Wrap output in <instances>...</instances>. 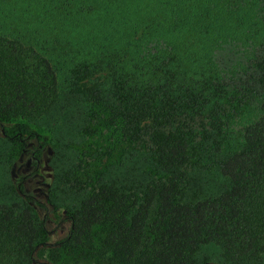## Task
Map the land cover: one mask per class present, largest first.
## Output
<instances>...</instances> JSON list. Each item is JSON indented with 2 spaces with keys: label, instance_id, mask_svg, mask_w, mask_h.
<instances>
[{
  "label": "trees",
  "instance_id": "16d2710c",
  "mask_svg": "<svg viewBox=\"0 0 264 264\" xmlns=\"http://www.w3.org/2000/svg\"><path fill=\"white\" fill-rule=\"evenodd\" d=\"M48 4L43 16L71 26L78 46L61 29L28 37L0 20V135L33 167L16 185L22 199L0 202V264H210L199 258L208 244L221 264H264V0ZM241 100L258 116L216 159L228 185L192 196L195 141L221 151L215 137ZM66 104L147 160L145 171L90 188L76 178L73 206L57 204L51 187L41 201L27 186L53 139L40 122ZM49 205L70 227L40 260L49 215L36 209Z\"/></svg>",
  "mask_w": 264,
  "mask_h": 264
},
{
  "label": "rangeland",
  "instance_id": "374dc122",
  "mask_svg": "<svg viewBox=\"0 0 264 264\" xmlns=\"http://www.w3.org/2000/svg\"><path fill=\"white\" fill-rule=\"evenodd\" d=\"M48 1L0 0V20L7 19L9 23L21 26L28 37L32 32H56L61 29L59 35L63 36L62 39L68 38L64 40L66 44L77 45L74 38L69 39L71 34L77 35L71 26H63L60 19H46L43 16L46 7H49ZM239 103L234 110L229 111V116L223 117L227 125L215 137L221 151L215 150L216 145L203 150V141H195L196 155L190 167L192 196L215 194L228 185L226 178L219 172L216 159L238 146L239 128L258 116L255 104L243 100ZM80 113L79 105L66 104L57 115L40 122L42 128L53 132V139L38 169L40 175L30 179L27 186L43 202V193L51 187L50 196L57 204L62 207L73 206L82 195L75 188L76 178L83 184L79 186L90 188L102 179L116 178L126 171L143 172L148 165L147 160L134 157L117 140L108 138L109 134L103 133V126L86 125L84 115ZM96 131L101 136L94 134ZM28 159L29 155L22 154L17 144L0 135V202L22 199L16 185L21 176L33 170L27 165ZM36 210L40 220L46 213L49 215L47 224L50 234L44 251L38 256V259L43 260L53 254L58 242L68 234L70 225L63 215L53 213L51 206L48 210L37 206ZM199 258H208L210 264H221V250L214 244L205 245L199 252Z\"/></svg>",
  "mask_w": 264,
  "mask_h": 264
}]
</instances>
